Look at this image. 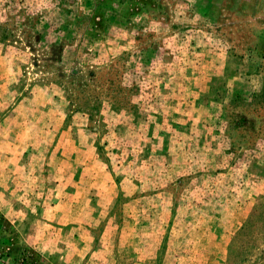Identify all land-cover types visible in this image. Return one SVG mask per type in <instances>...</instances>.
<instances>
[{
	"label": "rangeland",
	"instance_id": "rangeland-1",
	"mask_svg": "<svg viewBox=\"0 0 264 264\" xmlns=\"http://www.w3.org/2000/svg\"><path fill=\"white\" fill-rule=\"evenodd\" d=\"M0 264H264V0H0Z\"/></svg>",
	"mask_w": 264,
	"mask_h": 264
}]
</instances>
